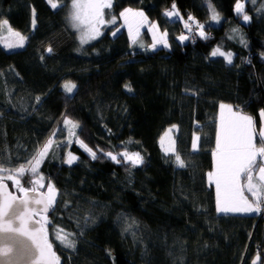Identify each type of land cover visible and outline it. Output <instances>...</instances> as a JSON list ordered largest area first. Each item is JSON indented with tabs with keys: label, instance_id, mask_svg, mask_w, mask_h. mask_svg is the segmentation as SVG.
Returning <instances> with one entry per match:
<instances>
[{
	"label": "trees",
	"instance_id": "16d2710c",
	"mask_svg": "<svg viewBox=\"0 0 264 264\" xmlns=\"http://www.w3.org/2000/svg\"><path fill=\"white\" fill-rule=\"evenodd\" d=\"M71 1L0 0V29L26 42L0 46V180L54 197L41 222L58 264H264V198L253 214H222L210 182L220 105L254 121L264 154V0H241L238 15L240 0H112L104 17L116 21L82 47ZM130 7L170 48L150 49L147 29L139 46L113 33ZM189 21L199 29L183 36ZM124 151L142 162L107 156Z\"/></svg>",
	"mask_w": 264,
	"mask_h": 264
},
{
	"label": "rangeland",
	"instance_id": "374dc122",
	"mask_svg": "<svg viewBox=\"0 0 264 264\" xmlns=\"http://www.w3.org/2000/svg\"><path fill=\"white\" fill-rule=\"evenodd\" d=\"M112 3V0H72L70 5L68 6V12H67V19H68V29H70L72 32L75 33L76 35V40L77 43L79 44L80 47L88 45L90 42L96 40L102 33V31L105 29L107 26H111L114 24L116 20H112L109 23H106L105 17H104V12L106 9L110 7V4ZM244 1H238L237 4L234 7V11L236 15L241 14L244 10ZM168 16L173 18L176 14L174 11L170 10L168 11ZM120 26L117 30H115L113 33H117L120 31V29L126 30V32L130 35L131 41L136 42L135 45L139 46V41L138 35L140 30L142 29H147L149 36L151 37V44H150V49L154 48H170L169 43H168V35L166 31H162L157 25V23L154 21L152 23L148 22V18L145 15L144 11L141 9H135V8H125L120 12ZM244 24H248V18L243 17L242 19ZM177 40L180 43L185 42L184 39L182 38H177ZM25 38L16 32L15 30H12L8 24V22L4 21L2 24V27L0 29V46L4 48L6 51H14L18 49H22L25 45ZM247 117V116H246ZM261 117V124H260V136L264 138V115L261 112L260 113ZM219 118H220V113H219ZM248 118V117H247ZM248 128H249V134H250V139L254 138L255 136V128H254V121L251 118H248ZM242 122H235L234 126L240 127L241 134L246 132L245 127L241 124ZM65 125L67 126V129L69 131V137L74 138L76 144L78 147H80L84 152L93 157L94 156V151L87 147L84 143H82L79 139L76 138L75 132H76V126H74L70 122H66ZM220 123H219V131H218V137L219 134L221 135V129H220ZM199 135L194 134L193 139H192V150L197 151L199 149L200 141H199ZM219 140V138H218ZM51 144H47L43 149V151L40 153L39 159L47 152L51 150ZM216 147L218 148V151H220V148L222 147L221 141L217 142ZM113 161H117L122 159L124 162H129L134 166L139 165L142 162V157L137 153H132L128 151L121 152L119 154H108ZM221 157V155H218ZM261 164L259 167V170L261 173L259 174L261 177L264 175V154L262 153V150L260 149L259 155ZM71 158V157H70ZM259 158V157H258ZM72 159V158H71ZM232 159V158H230ZM74 159H72L73 162ZM226 160V157L224 156V161ZM238 160V159H237ZM69 163L71 161L67 160ZM39 161L37 162V164ZM218 160L215 159V164H218ZM36 164V165H37ZM35 165V166H36ZM249 169V170H247ZM245 169L243 176L249 172L252 173L253 167L251 169V166L249 168ZM234 170V166L230 170L232 172ZM247 170V172H246ZM222 175L225 174L224 169L221 171ZM234 173V172H232ZM226 176V175H224ZM223 176V177H224ZM35 181V180H34ZM226 181V178H224L223 182H218L217 183H224ZM235 188V187H234ZM239 190L237 187L235 188V194H240ZM219 194V193H218ZM48 195V194H47ZM220 196V194L218 195ZM53 199L51 195H48V201L50 202L51 205H53ZM256 200V199H255ZM255 203V202H254ZM234 213V211H231ZM42 219V218H41ZM64 240L63 242H65ZM259 260L258 257L255 258L254 263H256Z\"/></svg>",
	"mask_w": 264,
	"mask_h": 264
},
{
	"label": "crops",
	"instance_id": "0c3cea01",
	"mask_svg": "<svg viewBox=\"0 0 264 264\" xmlns=\"http://www.w3.org/2000/svg\"><path fill=\"white\" fill-rule=\"evenodd\" d=\"M219 113L217 130L220 123L221 135L219 134L218 137V130L213 150L214 167L210 175V182L215 188L217 209L222 214H231L233 213L231 211H234L233 214L239 212L253 214L257 204H259L258 202L264 198V175L261 177L259 175L261 171L256 168L254 172L248 173L243 181L242 177L245 169L252 166L258 157L260 158L258 156L260 149L255 147V139H250L248 116L247 118L246 115L240 114L236 109L227 105H220ZM235 122H242L246 132L241 134L242 129L238 126L235 127ZM218 141H221V152L216 147ZM224 156L226 157L225 161ZM215 159L218 160V164H215ZM233 166L232 172L234 173L230 172ZM222 169H224L226 176L222 175ZM224 178H226L224 183L216 182H223ZM234 187L241 190L239 191L240 194H235Z\"/></svg>",
	"mask_w": 264,
	"mask_h": 264
},
{
	"label": "water",
	"instance_id": "95a60500",
	"mask_svg": "<svg viewBox=\"0 0 264 264\" xmlns=\"http://www.w3.org/2000/svg\"><path fill=\"white\" fill-rule=\"evenodd\" d=\"M51 208L45 191L19 194L0 180V264H58L41 222Z\"/></svg>",
	"mask_w": 264,
	"mask_h": 264
},
{
	"label": "built area",
	"instance_id": "2783aa9c",
	"mask_svg": "<svg viewBox=\"0 0 264 264\" xmlns=\"http://www.w3.org/2000/svg\"><path fill=\"white\" fill-rule=\"evenodd\" d=\"M199 26L197 25V24H195V23H193V22H191V21H189L188 22V25H187V28L185 29V30H182L181 32H180V34L181 35H183V36H189L190 35V33H192V32H196L199 28H198ZM262 203H263V205H264V200L262 201ZM256 214L257 215H262L261 213H260V210H258L257 212H256ZM260 250V249H259ZM259 250H257V253L259 252Z\"/></svg>",
	"mask_w": 264,
	"mask_h": 264
}]
</instances>
